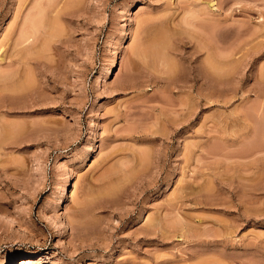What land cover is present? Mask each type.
<instances>
[{"label":"rangeland","instance_id":"374dc122","mask_svg":"<svg viewBox=\"0 0 264 264\" xmlns=\"http://www.w3.org/2000/svg\"><path fill=\"white\" fill-rule=\"evenodd\" d=\"M11 259L264 264V0H0Z\"/></svg>","mask_w":264,"mask_h":264},{"label":"bare ground","instance_id":"6f19581e","mask_svg":"<svg viewBox=\"0 0 264 264\" xmlns=\"http://www.w3.org/2000/svg\"><path fill=\"white\" fill-rule=\"evenodd\" d=\"M43 9V8H42ZM38 11V10H37ZM41 11V10H40ZM43 11V10H42ZM42 11L40 12V13H42ZM29 18V17H28ZM38 18V17H37ZM35 19V18H34ZM33 19V20H34ZM36 20V19H35ZM30 21V20H29ZM31 23V22H30ZM29 24V23H28ZM25 25V24H24ZM29 26V25H28ZM32 26H34V25H32ZM36 28H37V26H36ZM22 29H24L25 30V28H24V26H23V28ZM28 29V28H27ZM26 29V30H27ZM24 30H22L21 32H24ZM35 30V29H34ZM29 31V30H28ZM26 32V31H25ZM24 32V33H25ZM30 32V31H29ZM24 33H22V34H24ZM27 34V33H26ZM26 34H24L23 36L21 35V37H22V39H24V41H27L30 37L29 36H27ZM27 37H26V36ZM30 35H32V34H30ZM32 37V36H31ZM156 38V37H155ZM160 38H163V37H160ZM168 39V38H167ZM153 40V39H152ZM21 41V40H20ZM153 42V41H152ZM206 45V44H205ZM165 46V45H164ZM161 48H162V46H161ZM207 50H208V47H207ZM239 50V49H238ZM146 51V50H145ZM155 52V51H154ZM153 53V52H152ZM210 56H211V54H210ZM210 58V57H209ZM208 58V59H209ZM215 59V58H214ZM213 61V60H212ZM229 63V62H228ZM230 64V63H229ZM217 65H218V63H217ZM231 65V64H230ZM171 67H172V65H170ZM211 66H213V65H211ZM215 66V65H214ZM231 67V66H230ZM215 68V67H214ZM174 69V68H173ZM215 70V69H214ZM205 72V71H204ZM213 72V71H212ZM218 72H219V70H218ZM209 79H210V77H209ZM213 79H211V81H212ZM186 83H187V81H186ZM185 84V83H184ZM115 188V187H114ZM155 224V223H154ZM153 227V226H152ZM63 231V230H62ZM61 237V236H60ZM30 261V260H29ZM29 261L28 260H26V259H21L19 262V264H29ZM10 263H12V264H14V260L13 259H11V262ZM17 264V263H16Z\"/></svg>","mask_w":264,"mask_h":264}]
</instances>
